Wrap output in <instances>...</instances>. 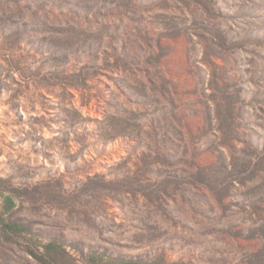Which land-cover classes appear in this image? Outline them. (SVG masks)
Returning <instances> with one entry per match:
<instances>
[{
    "label": "rangeland",
    "instance_id": "1",
    "mask_svg": "<svg viewBox=\"0 0 264 264\" xmlns=\"http://www.w3.org/2000/svg\"><path fill=\"white\" fill-rule=\"evenodd\" d=\"M1 219L0 264H264V0H0Z\"/></svg>",
    "mask_w": 264,
    "mask_h": 264
},
{
    "label": "trees",
    "instance_id": "2",
    "mask_svg": "<svg viewBox=\"0 0 264 264\" xmlns=\"http://www.w3.org/2000/svg\"><path fill=\"white\" fill-rule=\"evenodd\" d=\"M6 203H7V200H6ZM0 225H1L2 230L11 231V232H17L18 231V228H17V225L16 224H13V223H10V222H6L4 219H1L0 220ZM56 249H59V246L57 244H55V243H48V244L44 245V253H40V252L36 253V252L30 250V254L32 256H34V258L38 259V261H40L41 263L51 264L47 260L46 257H47V255L50 252H52L53 250H56Z\"/></svg>",
    "mask_w": 264,
    "mask_h": 264
}]
</instances>
